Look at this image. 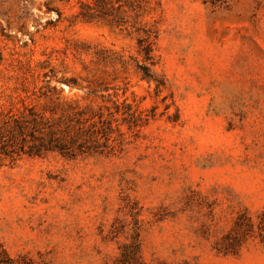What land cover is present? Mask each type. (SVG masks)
<instances>
[{"label": "rangeland", "instance_id": "374dc122", "mask_svg": "<svg viewBox=\"0 0 264 264\" xmlns=\"http://www.w3.org/2000/svg\"><path fill=\"white\" fill-rule=\"evenodd\" d=\"M77 10L0 0V107L44 103L33 94L51 81L54 100L127 99L150 119L121 125L115 154L1 166L0 243L50 264H116L139 231L145 264H264V0H161L149 17L161 88L137 68L134 33ZM239 219L242 246L225 253Z\"/></svg>", "mask_w": 264, "mask_h": 264}, {"label": "trees", "instance_id": "16d2710c", "mask_svg": "<svg viewBox=\"0 0 264 264\" xmlns=\"http://www.w3.org/2000/svg\"><path fill=\"white\" fill-rule=\"evenodd\" d=\"M65 1L77 2L75 20L86 23L108 22L134 33L137 36L139 54L143 57V62L137 64L142 78L150 83L155 82L157 88L165 86L164 78L155 71L159 64L156 43L160 29L156 22L149 20V17L161 7V0ZM203 1L213 7L227 6L230 3V0ZM47 10L57 11L60 17L62 15L51 1L47 4ZM59 90L58 86H52L50 81L47 90L33 94L37 95L39 103L42 100L44 103L30 104L23 100L22 108H16L14 103L9 108L0 107V167L16 164L26 156L46 157L50 154H59L66 159L75 160L81 156L115 154L123 149L122 141L117 144V139L113 137L116 133L123 137L121 125L132 126V123L138 120L150 119L144 118L143 113H138L127 99L123 102L115 100L113 108L108 105L83 108L73 102L62 101L59 96L54 100V95L58 94ZM247 221L250 230L254 224L251 218ZM242 225L239 219L228 234V237L235 239L226 246L225 253H235L242 246L243 240L240 235ZM117 237L116 234L111 235L112 240ZM0 264L50 263L43 257L38 260L28 254L14 257L0 243ZM116 264H145L141 232L137 231L130 242L120 246Z\"/></svg>", "mask_w": 264, "mask_h": 264}]
</instances>
